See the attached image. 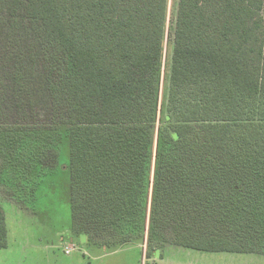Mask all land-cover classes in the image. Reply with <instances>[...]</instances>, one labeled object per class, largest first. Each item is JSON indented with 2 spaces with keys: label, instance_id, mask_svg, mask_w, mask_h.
Segmentation results:
<instances>
[{
  "label": "trees",
  "instance_id": "trees-1",
  "mask_svg": "<svg viewBox=\"0 0 264 264\" xmlns=\"http://www.w3.org/2000/svg\"><path fill=\"white\" fill-rule=\"evenodd\" d=\"M61 182L101 247L264 259V0H0V250Z\"/></svg>",
  "mask_w": 264,
  "mask_h": 264
},
{
  "label": "rangeland",
  "instance_id": "rangeland-1",
  "mask_svg": "<svg viewBox=\"0 0 264 264\" xmlns=\"http://www.w3.org/2000/svg\"><path fill=\"white\" fill-rule=\"evenodd\" d=\"M175 4L176 0H171V18ZM61 184L57 187L61 189L62 199L55 189L58 196L42 200L43 206L49 208L39 214L6 206L8 246L0 250V264H264V259L254 256L178 247L154 252L148 259L145 246L101 247L88 236L84 242L86 234H76L72 229L70 204L63 199L67 188ZM43 190L45 193L52 191L47 186ZM69 247L74 250L67 255Z\"/></svg>",
  "mask_w": 264,
  "mask_h": 264
},
{
  "label": "built area",
  "instance_id": "built-area-1",
  "mask_svg": "<svg viewBox=\"0 0 264 264\" xmlns=\"http://www.w3.org/2000/svg\"><path fill=\"white\" fill-rule=\"evenodd\" d=\"M72 250L74 249L72 247H69L68 250L66 251V254L69 255Z\"/></svg>",
  "mask_w": 264,
  "mask_h": 264
},
{
  "label": "water",
  "instance_id": "water-1",
  "mask_svg": "<svg viewBox=\"0 0 264 264\" xmlns=\"http://www.w3.org/2000/svg\"><path fill=\"white\" fill-rule=\"evenodd\" d=\"M83 237H84V242H86L87 235L86 236H83Z\"/></svg>",
  "mask_w": 264,
  "mask_h": 264
}]
</instances>
